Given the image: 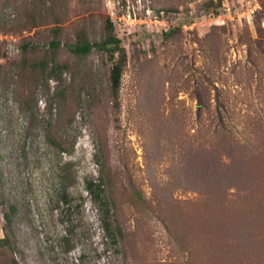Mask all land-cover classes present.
I'll return each mask as SVG.
<instances>
[{"label": "rangeland", "instance_id": "obj_1", "mask_svg": "<svg viewBox=\"0 0 264 264\" xmlns=\"http://www.w3.org/2000/svg\"><path fill=\"white\" fill-rule=\"evenodd\" d=\"M108 21L116 103L108 53L71 49ZM5 235L0 264H264V0H0Z\"/></svg>", "mask_w": 264, "mask_h": 264}, {"label": "trees", "instance_id": "obj_2", "mask_svg": "<svg viewBox=\"0 0 264 264\" xmlns=\"http://www.w3.org/2000/svg\"><path fill=\"white\" fill-rule=\"evenodd\" d=\"M93 46L104 50L106 53H108L109 58L113 60L110 69L109 80L110 92L112 94L114 102L116 103L121 83L122 69L126 62V54L124 52V49L120 45V40L116 37L113 32V26L110 21H108L107 33L102 41L90 44L86 40H80L74 45H72L71 49L78 54H83L89 51ZM219 117L222 120L220 114ZM224 127L225 126H223V130H225ZM108 178L109 176H103L102 174H100L96 179L86 180L85 189L89 193L92 202L94 203L97 211L99 212L101 221L100 224L104 235L111 237L112 240H115V238L117 237L118 230L115 228V226H113L114 214H112L110 210L112 206V201L110 197ZM13 211L14 207L10 206L9 212L5 213V220L7 223L11 222ZM3 247H10L8 235H5L4 237L0 238V248ZM11 264L18 263L17 261L12 260Z\"/></svg>", "mask_w": 264, "mask_h": 264}, {"label": "built area", "instance_id": "obj_3", "mask_svg": "<svg viewBox=\"0 0 264 264\" xmlns=\"http://www.w3.org/2000/svg\"><path fill=\"white\" fill-rule=\"evenodd\" d=\"M156 17V16H155Z\"/></svg>", "mask_w": 264, "mask_h": 264}]
</instances>
